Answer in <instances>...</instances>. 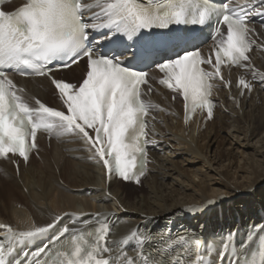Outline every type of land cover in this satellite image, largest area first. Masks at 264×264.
<instances>
[{
  "label": "snow or ice",
  "instance_id": "6c2138e0",
  "mask_svg": "<svg viewBox=\"0 0 264 264\" xmlns=\"http://www.w3.org/2000/svg\"><path fill=\"white\" fill-rule=\"evenodd\" d=\"M264 4V0H259ZM0 0V158L16 156L25 161L36 146L37 133L76 135L103 162L108 173L124 180H135L145 173L147 133L143 117L148 105L141 100V85L148 73L126 65L124 53L135 47L132 58L137 64H154L163 78L160 84L182 96L185 122L197 108L212 117L210 81H223L222 67L248 69L247 53L252 44L247 24L249 5L229 8L213 6V0H26L21 7L6 11ZM90 13V15H88ZM217 18L213 55L203 57L196 47L199 35L193 30L183 34L174 27L210 25ZM219 25L226 26L222 31ZM102 33L103 47L98 49L91 33ZM129 41L133 42L131 45ZM171 51L173 54L168 55ZM86 61V75L78 84L52 77L56 67H70ZM202 65H207L206 70ZM255 72V70L253 69ZM8 72L19 75L48 76L58 92L62 110L46 106L39 99L34 106L23 97ZM264 80V74H259ZM230 82H225L229 86ZM238 86L251 90L244 78ZM175 98V97H174ZM214 203V201H209ZM202 209H197L200 211ZM55 224L29 231L6 229L11 242L38 238ZM110 228L104 223L92 230L63 227L55 239L68 234L67 245L54 253L52 264H186L184 256L189 245L199 249L192 264H213L215 254L221 259L235 248L229 238L221 241L219 251L215 240L200 245L186 236L161 238L155 258L145 255L143 248L150 237L139 230L125 238L136 241L141 249L137 258L122 251L113 257L107 237ZM51 243V241H50ZM230 264H264V241L249 248ZM8 252L0 243V264H49L47 245L24 253L21 259L6 261ZM108 256H105V254ZM51 258V257H50Z\"/></svg>",
  "mask_w": 264,
  "mask_h": 264
},
{
  "label": "bare ground",
  "instance_id": "6f19581e",
  "mask_svg": "<svg viewBox=\"0 0 264 264\" xmlns=\"http://www.w3.org/2000/svg\"><path fill=\"white\" fill-rule=\"evenodd\" d=\"M249 29L254 43L245 63L250 67H223V81H211V119L203 114L185 122L180 95L159 83L162 76L157 69L148 72L143 98L149 106V154L139 183L113 176L107 180L94 150L76 135L52 134L47 140L37 134L26 164L19 161L16 166L11 158L0 161V225L29 231L47 227L66 213L97 214L95 220L113 223L111 246L138 229L152 239L147 251L165 234L175 235L176 229L186 227L191 241L212 232L240 236L256 226L264 231V80L259 75L264 74V28ZM85 75L83 62L60 78L78 82ZM241 77L251 84L242 95L237 86ZM27 84L17 87L29 104L34 106L39 99L62 108L57 90L45 77ZM183 162L191 166L187 174L179 166Z\"/></svg>",
  "mask_w": 264,
  "mask_h": 264
},
{
  "label": "rangeland",
  "instance_id": "374dc122",
  "mask_svg": "<svg viewBox=\"0 0 264 264\" xmlns=\"http://www.w3.org/2000/svg\"><path fill=\"white\" fill-rule=\"evenodd\" d=\"M33 86H34V88H35V85H33ZM220 134H221V133H220ZM220 134L218 135V140H219L220 144H222V140H221L220 137H219ZM221 135H222V134H221ZM223 135H224V134H223ZM46 145H47V149L49 150V148H50L49 145H48V144H46ZM33 158H34V160H35V163L37 164V163L39 162V161H38V156L35 155ZM174 160L179 162L180 159H176V158H175ZM179 166L182 167V170L185 171V174H187V172H190V171H191V166L188 165L186 162H183V165L180 164ZM188 166H189V167H188ZM196 166H197V165L192 166V167L196 168ZM185 168H186V169H185ZM194 168H193V169H194ZM184 169H185V170H184ZM193 169H192V170H193ZM196 179H197V178H196ZM196 179H195V180H196ZM196 181H197V180H196ZM140 185L142 186V184H140ZM140 185H138V188H139V189L141 188ZM136 187H137V186H136ZM141 193H144V192L142 191Z\"/></svg>",
  "mask_w": 264,
  "mask_h": 264
}]
</instances>
